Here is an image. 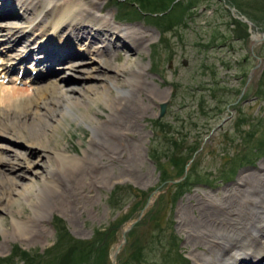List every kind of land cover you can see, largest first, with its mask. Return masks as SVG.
Segmentation results:
<instances>
[{
	"label": "rangeland",
	"instance_id": "374dc122",
	"mask_svg": "<svg viewBox=\"0 0 264 264\" xmlns=\"http://www.w3.org/2000/svg\"><path fill=\"white\" fill-rule=\"evenodd\" d=\"M92 2L108 9L94 10L92 15L110 20L124 34L139 30L151 35L142 53L124 47L126 51L117 55L111 51L110 55L100 56L110 58L115 65L140 59V72L145 74L140 81H147L146 86L161 91L162 96H147L137 90L140 87L113 91L122 94L116 98H124L123 104L141 106L135 122L138 133L125 137L123 144L138 149L136 163L128 160L133 152L128 153L127 161L104 162L92 184L85 193L82 191L83 195L79 193L71 207L54 205L56 192L47 198L40 212L20 197H14L5 210L0 207V264H112L122 228L132 223L118 264H194L197 260L193 252H202L187 245L186 235L179 228L183 209L187 207L191 215L198 217L202 198L208 203L218 201L216 196L237 187L241 177L257 169L263 173L264 42L254 49L262 60V69L243 91L258 65L251 39L264 32V0H90L88 6ZM48 16L44 21L52 19ZM67 73L70 80H63L64 84L74 85L77 91L72 96L83 98L81 88L78 90L82 84L79 75L69 69ZM87 84H94L93 79ZM9 88L30 94L37 87L11 84ZM118 102L114 99L110 104L118 106ZM88 107L98 115L99 129L65 119L44 139L53 134L51 146L56 141L72 155L82 157H86L84 151L91 144L99 148V142L106 138L102 127H110L115 112L99 109L101 106L96 109L93 102H88ZM43 123L51 124L53 119L44 118ZM0 132L2 159L12 165L36 158L37 148L27 146L23 140L16 143L10 134ZM15 154L26 156L25 160H15ZM89 162L85 161L84 167L70 173L64 182L71 184L70 180L86 168L93 170L94 164ZM2 170L0 183L4 188L10 186V178L23 185L42 186L45 176L41 165L29 174L24 170L20 177ZM17 220L22 221V228L34 220L28 238L16 232Z\"/></svg>",
	"mask_w": 264,
	"mask_h": 264
},
{
	"label": "bare ground",
	"instance_id": "6f19581e",
	"mask_svg": "<svg viewBox=\"0 0 264 264\" xmlns=\"http://www.w3.org/2000/svg\"><path fill=\"white\" fill-rule=\"evenodd\" d=\"M18 1V10L26 18L23 19L25 25L17 24V21H4L0 24L1 29L8 28L7 31L0 33L3 50L12 48L18 42H23L25 45L22 53L12 56L10 60L15 57L22 58L28 49H36L37 46L42 45L47 47V50L53 49L54 54L59 53L61 57L63 54H68L66 57H69L73 53L72 46L76 41L84 37L91 44L94 40H103L101 44L94 46L96 50L91 49L92 47L85 50L91 56L89 61L72 68L81 79L82 84L78 90L81 88L79 92L84 93L83 98L72 96L77 88L74 85H65L63 78L52 79L39 88H34L35 91L33 90L30 94H22L21 91L10 89L6 82L10 78L9 60H0V131L10 134L11 136H8L16 143L23 140L25 144H28L27 146H33L37 148V151L39 150L34 160L30 158L25 160L26 156L15 154V160L24 157L25 162L22 164L17 161V163L12 162L11 165L7 159L0 157V168L4 169L2 170L4 174L7 170L19 177L23 175L21 173H24V170L29 174L33 167L40 165L45 170L42 186L23 185L24 183L20 184L15 178H10L8 188H4L0 183V207L6 209L5 206L8 203L15 201L14 197H20L25 204L40 212L43 203L55 192L58 196L53 201L54 205H61L62 208L71 207L79 193L83 195L82 191L85 193L90 183L92 184L97 170L99 171L104 162L106 164L119 159L127 161L128 153L133 152L128 160H132L134 164L140 155L138 149L132 144L125 143V146L123 144L125 137L132 135L133 132L138 133L135 122L141 115V106L133 102V105L123 104L125 99L120 98V101L116 97L122 95L120 93L122 89L134 91L137 87H140L137 89L139 92H146L147 96L154 98L162 96V92L150 88L151 85L146 86L147 81H140L141 76H145L140 72L143 67L140 59H135L133 62L129 60L130 62L128 61L129 63L125 65H115L111 63L110 58L100 55H110L111 49L119 52V47L122 49L127 47L128 51L142 53L146 49L144 47L149 38L152 37L146 31L139 30L125 31L124 34V31L112 25L110 20L102 21L100 17L96 18L92 15L94 10L99 9L103 12L108 9L106 10V6L98 7L94 4L95 2L88 6L90 0H39L37 4L35 0ZM7 2L2 6L8 5ZM2 15L0 14V17ZM46 15L51 16L52 19L47 18L48 21H44ZM113 20L115 21V18ZM15 25L20 27L14 29ZM126 34L131 35L132 38ZM37 35H40V39ZM259 36V34L255 35L253 39H260ZM126 40L130 42L126 43ZM79 47L84 49L80 45ZM53 53L51 52L49 56L52 57ZM54 54L52 59H48L46 55L42 61L44 65L41 64L40 67L45 69V64L49 65V61L58 60ZM29 67L36 71L38 66L34 64ZM22 69L23 72L24 68ZM22 72L19 71L16 76L10 78V81L17 84V81L22 80ZM119 77H121L120 80ZM89 79H93L94 84H87ZM114 90H120V92L114 94ZM114 99L119 101L118 106L110 104ZM88 102H93L97 106L96 109L101 106L99 109L104 107L115 112V117L109 120L112 122L110 127H102L106 138L99 142L100 147L95 149L91 144L84 151L86 157H82L72 155L67 151V147H59L56 141L51 146L55 135H50L47 140L44 139L45 136L52 131L54 133L65 119L75 120L80 125H88L93 130L99 129L101 124L98 115L90 111ZM47 117L52 118L53 123L44 124V118ZM30 130L32 134L29 133ZM87 152H91V156ZM85 161L94 164L93 170L86 168L74 181L70 180L71 184L65 183L63 179L84 167ZM261 170L263 173L257 169V172L241 177L239 185L236 184L237 187L227 190L221 197L216 196L218 201L208 203L205 198H202L203 203L199 207L198 217L191 215L187 207L183 209L180 214L182 217L179 228L186 235L187 245L198 247L202 252L201 254H196L197 250L196 253L193 252L192 256L197 260H193L194 264H264V165ZM242 186L245 188L242 189ZM20 222L22 223L21 220L15 222L16 232L28 238L32 221L27 222L24 228ZM124 243L125 239L122 236L119 245ZM116 252L117 248L112 254V259Z\"/></svg>",
	"mask_w": 264,
	"mask_h": 264
},
{
	"label": "water",
	"instance_id": "95a60500",
	"mask_svg": "<svg viewBox=\"0 0 264 264\" xmlns=\"http://www.w3.org/2000/svg\"><path fill=\"white\" fill-rule=\"evenodd\" d=\"M246 21H247V20H246ZM247 22H248V21H247ZM249 24L251 25V23H249ZM259 35H260V36H259L260 39H254V40L252 41L251 49H252L253 53H254V47H255L256 45H258V44L264 42V32H263V33H260ZM255 57H256V56H255ZM257 59H258L259 63H258V65L253 69V71L251 72V74H250V76H249V79H248V82H247V86H246V88L244 89L243 94L246 92L247 87L251 84V82H252V81L256 78V76L258 75L259 71L262 69V64H263V63H262V60H261L260 58H258V57H257ZM243 94H242V95H243ZM165 109H166V105H165V106H162L163 114H164V112H165ZM216 130H217V129L213 130L211 134L215 133ZM195 158H196V155H195V156L193 157V159L190 161L188 167H190V166L194 163ZM154 196H155V195H154ZM150 204H151L150 202L147 203V205H146V207H145V210L142 212L143 215L145 214L146 209L149 208ZM128 225H130V224H128ZM133 225H134V223H132L130 226H125V227L122 228V231H121V232H123V233H122V236H123L124 239H125V243H126V241H127V233L129 232V230L132 228ZM125 243H124V245H125ZM124 245H123V244H122V245H119V244H118V245L116 246V248H117V252L114 254V257H113V259H112V264H118V255H119V253H120V250L124 247Z\"/></svg>",
	"mask_w": 264,
	"mask_h": 264
}]
</instances>
